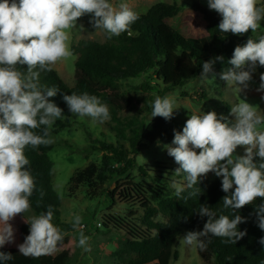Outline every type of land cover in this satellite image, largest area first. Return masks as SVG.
Segmentation results:
<instances>
[{"label": "clouds", "instance_id": "9594fccd", "mask_svg": "<svg viewBox=\"0 0 264 264\" xmlns=\"http://www.w3.org/2000/svg\"><path fill=\"white\" fill-rule=\"evenodd\" d=\"M207 2L209 9L222 17L218 25L221 33L256 32L264 21V5L258 6V0ZM86 14H91L90 23L96 30H104L108 39L125 32L131 34L130 27L140 15L128 3L113 4L110 0H0V248L15 242V229L10 221L29 210V198L36 187L26 167L30 161L25 148L51 143L49 130L64 113L49 100L59 89L43 87L40 74L50 72L58 61L73 55L70 29ZM223 60V56H217L202 62L201 81L215 82L217 74L213 66ZM228 63L233 67L221 71L219 79L232 86L239 96L248 88L256 67H264V36L258 40L249 38L243 46H236ZM23 65L27 66L26 71H21L19 66ZM257 91L264 92V73L260 75ZM63 100L77 117H90L100 123L110 119L108 106L95 95L73 92L64 95ZM151 108L152 118L165 120H170L178 109L172 97L158 95ZM230 114L234 120L215 111L191 113L182 131L174 130L172 144L164 145L179 165L169 185L177 198L186 189H192L189 197L199 196L202 189L197 185L210 172L222 178V191L229 193L222 202L225 209L233 210L231 218L217 216L210 206L200 204L197 213L207 217L203 229L187 231L180 240L181 245L201 251L207 249L211 237L236 244L247 234L246 230H238V225L245 222L238 210L257 198L264 201V111L239 96ZM41 126H44L42 134H37L34 130ZM239 146L244 147V155L235 154ZM182 174L186 183L176 179ZM254 211L258 227L264 230V202L256 205ZM81 219L76 215L72 228L79 230L78 246L89 251L90 237L80 230ZM52 220L51 206L46 212L25 219L30 227L24 242L17 245L20 254L40 257L56 251L65 234ZM259 243L264 246V237ZM12 258L11 253L0 251V262Z\"/></svg>", "mask_w": 264, "mask_h": 264}, {"label": "trees", "instance_id": "16d2710c", "mask_svg": "<svg viewBox=\"0 0 264 264\" xmlns=\"http://www.w3.org/2000/svg\"><path fill=\"white\" fill-rule=\"evenodd\" d=\"M193 8L204 18L208 43L189 37L171 25L168 20L177 17L181 7L160 2L139 15V19L130 27L131 34L125 32L111 39L106 35L104 43L81 40L77 45H73L71 51L77 56L73 86L67 85L53 67L50 72H41L40 84L43 87L59 89L56 96L49 99L64 112L51 126L50 138L61 132L68 123V120L64 119L70 115L63 100L64 95L87 92L97 96L108 106L112 121L121 124L118 113L132 106L135 99L133 97L126 99L116 92L120 81L146 75L152 85L145 81L141 88L154 91L163 97L167 92L182 87L186 82L196 78L202 70V62L223 56V62L217 61L213 66L217 79L220 80L218 74L233 67L228 61L232 58L235 47L243 46L249 38L253 40L260 38L251 30L243 35L221 33L218 25L222 17L217 12L198 2L194 3ZM19 67L21 71H26V65ZM181 95L189 97L187 92H182ZM121 100L126 101L125 105ZM201 100L202 98L197 101L200 103ZM153 102L154 99L149 100L150 111ZM43 128L44 126H41L34 131L42 134ZM128 129L131 131L129 137L125 133V128H117L116 142L103 141L100 145V151L103 152L102 171L110 172L115 178H121L136 168L139 150L153 146L159 141H173L176 130L170 126V120L162 117H156L148 125L129 123ZM53 149L52 141L35 149L31 146L25 148V155L30 161L26 167L34 177L36 185L33 195L29 198L30 208L39 215L51 206L53 220L62 224L60 219L62 199L52 185V163L49 153ZM177 167L179 165L172 166L166 163H155L149 168L138 166L137 170L143 177L156 182L148 189L152 197L147 190L137 185L122 191L120 197L128 206L138 205L143 209L145 228L124 217L105 219L106 229L113 228L122 232L126 239L123 253L128 255V259L125 264H170L172 260L177 261L179 253L174 250L176 238L185 235L187 231L202 230L207 221V217L202 218L197 213L200 204L210 206L217 216L232 217L233 210L225 209L222 202V198L229 193L222 191L221 180L212 179L208 174L197 185L202 189L199 196L189 197L192 189H186L180 198L175 195L168 196L164 184L172 180ZM91 173L89 169H85L71 178L70 182L75 185L83 184L87 182ZM99 175L101 176V173ZM181 178L184 180L183 174ZM109 194L114 200L117 198L114 191H110ZM153 200L157 201V208L152 204ZM262 202L264 201L257 198L253 204L238 210L237 214L245 218V222L238 225V230H246L247 234L243 238L236 244H231L225 243V238L211 237V243L205 251L197 248L201 259L206 263L215 264H264V246L259 243L260 238L264 237V230L258 227L254 211L255 206ZM157 210L166 219L165 222L152 220ZM10 223L15 229V242L4 245L0 251L11 253L13 258L0 264H69V251L59 247L52 254L40 257H25L20 254L17 245L24 242L30 226L20 215Z\"/></svg>", "mask_w": 264, "mask_h": 264}, {"label": "rangeland", "instance_id": "374dc122", "mask_svg": "<svg viewBox=\"0 0 264 264\" xmlns=\"http://www.w3.org/2000/svg\"><path fill=\"white\" fill-rule=\"evenodd\" d=\"M110 2L113 4L126 2L139 14L145 13L151 6L160 2L177 4L181 7V11L177 17L169 19L168 22L183 31L187 36L208 43L204 18L199 11L193 8L194 3L198 2L209 9L207 0H110ZM258 4L264 5V0H258ZM90 20L91 14H86L79 18L75 28L70 29V49L81 40L106 42L104 30H96ZM253 33L257 37L264 36V21H261L260 28ZM76 59L77 56L72 55L52 66L69 86L75 84ZM245 70H247V66ZM201 73L202 70L196 78L164 95L172 97L175 100V107L178 108L174 110L173 117L170 119L172 128L182 131L191 113L203 114V112L215 111L218 115L234 120V117L230 114V109L239 102V96L240 99L246 100L252 105H257L264 111V99H262L264 92L257 91L260 85V75L264 73V67L262 68L259 65L256 67L248 88L239 93V96L234 88L227 85L225 81H220L217 78L212 84L201 81L199 78ZM209 78H211V74H209ZM145 81L152 85L146 75L122 80L117 84L116 92L119 95L126 99L128 97L135 99L132 106L118 113L121 124H117L111 118L100 123L93 122L90 117H77L69 111L66 103V109L70 113L64 118L68 120V123L66 122L67 126L50 138L54 144V149L49 153L52 163V185L55 192L62 199L60 207L62 224L57 223L55 220H52V223L65 234L57 247L69 251V264H125L128 259V255L123 253L126 239L122 232H118L113 228L106 229L104 227L105 219L108 217H124L145 228L143 209L138 205L128 206L120 195L123 190L137 185L147 190V193L152 197L148 189L156 182L143 177L137 170L138 166L149 168L155 163L176 166L174 158L168 155L164 147V145H171L172 141L164 140L139 150L136 156V168L129 171L125 176L115 178L110 172L102 171L103 152L100 151V145L103 141L115 143L117 140L115 130L121 127L125 128V133L129 137L131 135V131L128 129L129 123H132V125L141 123L148 125L156 118L151 117L152 111L148 109V104L149 100L155 99L158 94L154 91L142 89L141 84ZM182 92H187L189 97L182 96ZM201 98L202 100L199 103L197 100ZM121 102L124 105L126 103L124 100H121ZM235 154L244 155V147L239 146ZM85 169L92 172L87 182L80 185L70 182L71 178L82 173ZM99 173H101V176ZM208 175L212 179L222 181L221 177H217L212 172ZM176 179L184 182L181 176L176 177ZM171 181L164 184L168 196H173L175 191L169 187ZM110 191L115 192L117 197L115 200L110 196ZM152 204L157 208L156 200H153ZM19 215L26 220L32 216H38L31 208L24 215ZM76 215L82 218L81 224L83 227L80 230L84 232L85 236L90 237L88 241L89 251H85L78 246L79 230L72 228L73 219ZM152 220L166 221L159 210L152 217ZM183 236L179 235L174 244V250L179 253V259L177 261L172 260L170 264H215L214 262H204L199 256L197 248L181 245L180 240ZM64 240H67V242H64Z\"/></svg>", "mask_w": 264, "mask_h": 264}]
</instances>
